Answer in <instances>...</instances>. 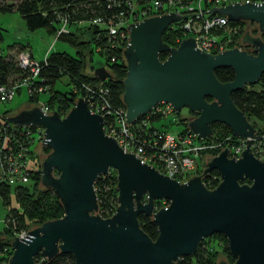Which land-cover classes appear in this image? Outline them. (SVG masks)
I'll return each mask as SVG.
<instances>
[{
    "label": "water",
    "instance_id": "95a60500",
    "mask_svg": "<svg viewBox=\"0 0 264 264\" xmlns=\"http://www.w3.org/2000/svg\"><path fill=\"white\" fill-rule=\"evenodd\" d=\"M205 11L231 21H253L264 32V0L230 2ZM191 13L199 12L168 11L127 24L120 95L124 122L131 123L163 101L176 113L182 106L194 113L187 126L199 137L210 135L212 124L225 125L236 136L252 137L254 128L230 92L257 81L264 69V41L247 29L241 41L252 46L250 51L238 47L202 51L191 36L176 45L162 41L169 23ZM160 51H167L163 59L158 57ZM220 66L232 68V79L216 78L213 69ZM93 75L99 80L111 77L103 65L95 66ZM5 119L42 128L41 145L49 152L40 162V184L55 193L62 207L60 217L12 238L8 264H41L35 256L50 260L59 253L70 254L73 264H174L193 254L212 233L225 237L231 264H264V155L254 157L249 140L243 141L246 146L238 158H229L223 148L206 158L200 174L180 183L123 152L104 134L102 117L90 112L85 97H76L62 117L55 110L43 114L34 104ZM109 169L115 171L117 206L102 218L96 214L93 183ZM212 170L219 173V181L209 189L202 178ZM243 179L247 182L240 183ZM157 200H166L167 206L154 209ZM139 214L155 224L154 239L140 229Z\"/></svg>",
    "mask_w": 264,
    "mask_h": 264
},
{
    "label": "trees",
    "instance_id": "16d2710c",
    "mask_svg": "<svg viewBox=\"0 0 264 264\" xmlns=\"http://www.w3.org/2000/svg\"><path fill=\"white\" fill-rule=\"evenodd\" d=\"M130 2H133L136 8H148L152 4V0H130ZM127 10L125 0H0V11L18 12L26 30L33 31L41 27L48 33L54 34L61 26L65 27L66 31L57 33L56 38L72 45L76 54H71L65 50L49 51L44 55V62L42 58L38 59L40 61L38 74L31 79L35 85L40 83L46 86L48 94L45 98V104L50 109L56 110L57 113L64 114L71 106L74 98L83 91V88L80 87V82L83 81L105 86L108 90L106 95L108 101L112 104L123 105L120 95L123 89L121 79L125 74V61L122 56V47L125 43L124 41L109 39L105 31L110 21H117L127 16ZM177 24L178 21H175L165 27L161 33L162 41L169 45L177 44L175 38L182 34ZM81 35L86 37L83 39ZM260 37L264 41V32L260 33ZM82 47H86L89 55L93 50L99 52L102 56L100 63L107 66L111 77L99 81L97 77L83 72L85 58ZM166 54L167 51H160L158 53L159 59H163ZM24 72L18 66L16 57L4 51L0 46V84H10L14 79L19 80L24 76ZM213 72L220 81H228L233 77V70L228 66L216 67ZM62 75H65L73 85V88L68 92H61L52 88L53 82ZM36 96L32 94L27 96L28 102L34 104ZM230 97L251 124L257 123L264 126V69L257 81L232 90ZM7 112L9 109H2L1 117L5 118L3 115ZM9 124L0 121V149L3 147L2 139L7 141L6 145L10 143L9 147L15 141L21 140L19 134L24 128L20 127L21 125L15 126L14 132H12V124ZM222 127L225 134L231 132L225 125ZM32 128L29 127L30 130H33ZM222 134L218 133V135ZM41 149L48 151L45 146H41ZM6 154L7 152H0V167H7ZM29 158L35 166L29 171V179L25 184L10 186L5 182H0V199L2 202L8 205L9 195L12 194L16 203V207L7 208L4 215L7 227L0 230V264H5L11 254L10 242L14 233L28 230L32 226L31 224H40L62 214V207L55 193L40 184L38 156L30 151ZM202 180L207 188H213L219 181V173L212 170ZM244 182L247 181L245 179L240 181V183ZM115 183V171L112 169H109L105 175L97 176L93 183L98 205L102 210L107 209L105 210L107 212L112 210L115 205L117 194ZM155 203L158 205L159 202L155 201ZM137 220L140 229L149 238L154 239L157 231L150 218L139 214ZM209 239L217 240L218 243L205 245L208 244ZM221 253L227 256L229 263L232 262L225 237L219 233H212L198 244L193 254L179 257L174 264H217L216 256ZM34 260L37 262L39 258L35 256ZM41 264H73V258L70 254L59 253L50 260H42Z\"/></svg>",
    "mask_w": 264,
    "mask_h": 264
},
{
    "label": "built area",
    "instance_id": "2783aa9c",
    "mask_svg": "<svg viewBox=\"0 0 264 264\" xmlns=\"http://www.w3.org/2000/svg\"><path fill=\"white\" fill-rule=\"evenodd\" d=\"M244 1L262 0H152V4L148 8H136L133 2L125 0L128 15L117 21H110L105 32L109 39L126 43L128 33L126 27L130 22L168 11L179 14L199 12L183 15L177 20V26L182 33L181 36L175 38L177 43L181 38L188 35L194 39L195 46L202 51L221 50L232 45L240 48L244 47L243 41H241L243 32H239L240 23L243 20L231 21L223 14L205 10L214 5ZM244 30L245 27L242 31ZM60 31L65 32V27L61 26L57 33ZM238 33L239 36L236 37ZM16 59L18 66L25 71L24 76L10 84H0V101L11 99L18 84L19 86H25L28 93L33 92V90L40 91L44 89V86L40 87V83L35 85L31 81L38 74L40 61L35 59L28 49L21 50ZM42 60L45 61L44 56ZM82 86L81 95L85 97L90 112L100 114L102 117V130L105 135L112 137L123 152L132 153L141 163L152 166L159 173L180 183L200 174L205 167L206 158L215 156L223 148L227 149L229 158L236 159L246 146L243 137L232 133L218 135L211 130V134L206 137L197 136L188 128V118H183L181 122L180 119L182 118L177 116L170 103L163 101L156 102L145 114L139 115L127 124V122H124V105L110 103L106 96L108 90L105 86L101 84L85 87L82 84ZM38 107L43 114L52 112V109H49L45 103H39ZM164 118L168 120L165 122L163 121ZM0 121L12 124V132H14L15 126H20L1 117V114ZM171 125H178L180 129L172 130ZM253 126L254 134L249 137V148L254 157L261 159L264 155V126L257 123ZM20 127L24 128L19 134L21 140L15 141L11 145L12 149L9 147V142V145H6V140L2 139L1 143L3 147L0 152H7V167H0V182H5L10 186L23 185L28 181V173L35 166L30 161V151L38 156L31 149V144L38 141L41 145L43 138L42 128L40 127L37 131L30 130L28 126ZM38 164L40 166V161ZM156 202L159 203L153 205L154 209L167 206L166 200H157ZM116 204L117 201L115 200V205L112 210H108L109 212L105 211L107 209L102 210L98 205L96 214L100 217L102 215L110 216L114 212ZM25 234L26 230H21L14 233L13 237H23ZM37 257L39 258L37 262L45 260L40 256ZM8 258L5 264H8Z\"/></svg>",
    "mask_w": 264,
    "mask_h": 264
},
{
    "label": "rangeland",
    "instance_id": "374dc122",
    "mask_svg": "<svg viewBox=\"0 0 264 264\" xmlns=\"http://www.w3.org/2000/svg\"><path fill=\"white\" fill-rule=\"evenodd\" d=\"M5 1H9V0H5ZM241 22L242 23H240L241 27H240V31H239L240 33L245 31V30L242 31L244 27L247 30L250 28L249 25H247L246 20H243ZM0 28H1V32H2V39L0 40V46L4 49V51H6L7 53H10L14 57H17L19 52H21V50H24V49H28L30 52H32V55L34 56L35 59H40L45 54H47L49 51H54V50H65L71 54H76L75 48L72 45H70L68 42H65V41H62V40L56 38L57 31L54 32V34L48 33L44 28H41V27L37 28L33 31L26 30L24 25H23V22H22L20 15L16 11H11V12L0 11ZM187 36L188 35H186L185 37H187ZM238 36H239V33L237 34L236 37H238ZM85 37L82 36L83 39ZM18 42H21L22 44L18 43ZM9 43H11V45H9ZM230 47H235V46L232 45V46H229L227 48H230ZM87 48H89V47H87ZM240 49H245L246 51H249L245 48V46L240 47ZM82 51L84 52V58H85L84 67L82 69L84 73H87L88 75H93V68L97 65H103L108 70L106 65L100 63L102 61V56L99 54V52H97L96 50H93L89 55V53L86 50V47H82ZM218 51H220V50H210L207 52L215 53ZM93 76H95V75H93ZM17 80L18 79H14L12 82H15ZM99 81H101V80H99ZM82 84H84V87H85L87 85H93L96 83H89V82H84V81L80 82V87L83 88ZM42 86H44V89H41L40 91H37V92L35 90H33V92L28 93L25 86H23V85L19 86V84H18V87H17V89H15L14 94L11 97V99L0 101V112L4 108L9 109V112H7V114L3 115L5 117H9L12 114L16 113L17 110L21 107L30 106V105H34V104L38 106L39 103L44 104L45 98H46L48 92L46 90V86L44 84H41L40 87H42ZM52 88L54 90H57V91L68 92L73 88V85L71 82H69L68 78L65 75H62L53 82ZM30 94L37 95L36 101L34 104H30V102H28V100H27V96H29ZM78 96L84 97L81 94H78L76 97H78ZM75 98H74V100H75ZM48 108L50 109V107H48ZM57 114L60 117H62L63 116L62 114H64V113L59 112ZM192 114H194V113L190 112V110H188L185 106L180 107L178 112H177V116L180 118H187V117H190ZM98 115H100V114H98ZM167 120H168L167 118L163 119V121H165V122ZM219 125L220 124H213L212 125V129H213L214 134L223 133L222 135H225L222 125L221 126H219ZM253 125L254 124H251V126L254 128ZM170 128L172 130H178V129H180V126L171 125ZM32 129H33V131H37V129H39V127L34 126ZM243 138H244V141L249 140V137H243ZM31 147H32L31 149L34 150L38 154V160L40 162H41L42 158L49 152V148H48V151L41 149L40 142H38V141L32 142ZM39 188H41V187H39ZM116 206H117V204H116ZM8 207H16V203H15V200H14V197L12 194L9 195L8 205L4 204L2 202V200L0 199V230H4V228L7 227L6 226L7 222L4 218V215H5ZM103 217H109V215H106ZM31 225L32 226H30L28 229H31L35 226H38L39 224H36V225L31 224ZM217 243H218L217 240L209 239L208 244H205V245H216ZM216 260L217 261L223 260L225 262L227 261L226 263H229V259L227 258V256L224 253L218 254L216 256ZM231 263H229V264H231Z\"/></svg>",
    "mask_w": 264,
    "mask_h": 264
},
{
    "label": "flooded vegetation",
    "instance_id": "af4514ba",
    "mask_svg": "<svg viewBox=\"0 0 264 264\" xmlns=\"http://www.w3.org/2000/svg\"><path fill=\"white\" fill-rule=\"evenodd\" d=\"M246 22H247V25H249V32L251 33V34H258V35H260V33L261 32H259L258 31V29H257V25H256V23L255 22H253V21H250V20H246ZM243 45L245 46V48L247 49V50H251L252 49V46L251 45H249V44H247L246 42H243ZM193 115H195V114H192L191 116H193Z\"/></svg>",
    "mask_w": 264,
    "mask_h": 264
}]
</instances>
